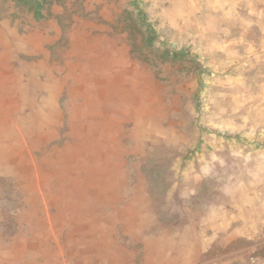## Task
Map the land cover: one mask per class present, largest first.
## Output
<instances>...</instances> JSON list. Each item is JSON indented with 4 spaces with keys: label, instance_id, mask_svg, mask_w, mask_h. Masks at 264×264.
Listing matches in <instances>:
<instances>
[{
    "label": "rangeland",
    "instance_id": "374dc122",
    "mask_svg": "<svg viewBox=\"0 0 264 264\" xmlns=\"http://www.w3.org/2000/svg\"><path fill=\"white\" fill-rule=\"evenodd\" d=\"M259 166L264 0H0V264H264Z\"/></svg>",
    "mask_w": 264,
    "mask_h": 264
},
{
    "label": "crops",
    "instance_id": "0c3cea01",
    "mask_svg": "<svg viewBox=\"0 0 264 264\" xmlns=\"http://www.w3.org/2000/svg\"><path fill=\"white\" fill-rule=\"evenodd\" d=\"M259 168L260 166L258 167V182H252L249 186L254 188L255 192L251 191L250 193L247 191L245 193L240 188V193H236L234 197H228V199L210 207L207 214L202 216L198 223H195L196 230L191 235L195 238L191 237L188 240L189 245L184 248V251L182 250L186 252L189 258H198V254L195 252L197 251L195 244L200 241L205 246L211 244L216 240V237L221 235L222 228H227L230 230V235L238 236L244 242L255 243V248L258 247V243L261 244L263 242L264 170ZM15 210L17 211L18 209L15 208ZM182 236L184 238L190 237L188 234H182ZM6 237L12 238V235H7ZM159 239L161 240V238ZM172 254L174 257H179L180 252L177 250L173 253L172 251L171 256Z\"/></svg>",
    "mask_w": 264,
    "mask_h": 264
}]
</instances>
